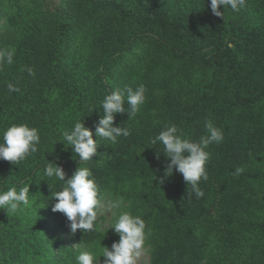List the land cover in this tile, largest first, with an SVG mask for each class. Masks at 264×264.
Wrapping results in <instances>:
<instances>
[{"label": "trees", "instance_id": "1", "mask_svg": "<svg viewBox=\"0 0 264 264\" xmlns=\"http://www.w3.org/2000/svg\"><path fill=\"white\" fill-rule=\"evenodd\" d=\"M210 3L0 0V49L14 51L12 64L0 62V141L13 124L40 135L19 165L0 160V191L30 187L29 206L0 209V264H77L80 251L99 260L119 240L99 214L93 231L71 232L52 211L63 182L44 175L48 162L66 179L88 167L102 193L123 201L118 213L140 216L150 264H264V0L221 6L223 17ZM141 84L139 111L115 116L130 135L99 139L97 155L80 162L63 133L77 121L95 133L102 100ZM208 122L224 139L206 149L204 195L188 196L191 185L179 172L165 177L168 158L151 141L165 125L199 141Z\"/></svg>", "mask_w": 264, "mask_h": 264}, {"label": "clouds", "instance_id": "2", "mask_svg": "<svg viewBox=\"0 0 264 264\" xmlns=\"http://www.w3.org/2000/svg\"><path fill=\"white\" fill-rule=\"evenodd\" d=\"M244 3L245 0H211L210 7L215 16L223 17L221 6L223 10L230 7L233 11H238ZM13 57L14 51L0 49V62L10 65L13 63ZM9 88L18 91L12 85H9ZM144 93L143 84L135 90L131 87L125 90L116 88L101 102L103 115L96 125L95 133L86 127L83 121L75 122L70 131L63 133V140L79 157L80 162L89 161L97 155L99 139L115 143L118 137L130 135L128 129L114 125L115 116L125 111L128 112L129 117L135 115L145 101ZM125 102L129 105L127 110L124 107ZM205 128L206 134L199 141H193L178 134L175 125H165L151 141L152 144L161 145L163 155L168 158L165 177L171 176L173 172H179L187 185H191L188 196H191L193 192L197 197L204 195L199 188V182L207 179L206 164L210 153L206 149L211 144H218L224 139L222 129L213 123H206ZM94 135L98 139H94ZM39 143L40 135L37 128L27 124H13L2 133L0 160L19 165L29 155L37 152ZM170 172L171 175H169ZM44 175L49 179L55 178L63 182L59 191H51L50 198L52 201L55 200L52 211L61 212L66 216L73 234L78 230L84 233L93 231L101 209L113 217L110 229L115 230L119 240L113 242L111 247L103 246L99 260L91 251H80L76 256L77 264H100L101 257L104 258L103 264H139L146 255L145 221L140 216L127 211L117 214L116 210L121 208L123 201L111 199L102 193L88 167L79 166L75 173L66 179L63 167L48 162ZM165 177H161V183L164 182ZM29 192V186L20 187L19 190L12 187L6 191H0V209L7 210L8 213L17 211L21 205L29 206Z\"/></svg>", "mask_w": 264, "mask_h": 264}, {"label": "rangeland", "instance_id": "3", "mask_svg": "<svg viewBox=\"0 0 264 264\" xmlns=\"http://www.w3.org/2000/svg\"><path fill=\"white\" fill-rule=\"evenodd\" d=\"M117 214H118V212H117ZM99 222H100V225L103 229L104 228H111V226L113 224V217L109 216L107 213H105L103 211V209H101V212L99 213ZM68 226L70 227L69 221H68ZM68 241H69V243H71L75 246H79V243L73 238L69 239ZM145 248H146V255H145V257H143L141 259L139 264H150L151 250H150L149 245H147L146 243H145Z\"/></svg>", "mask_w": 264, "mask_h": 264}]
</instances>
